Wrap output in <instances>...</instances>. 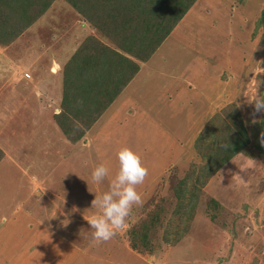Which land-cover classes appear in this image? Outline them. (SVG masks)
Here are the masks:
<instances>
[{
	"label": "rangeland",
	"instance_id": "rangeland-1",
	"mask_svg": "<svg viewBox=\"0 0 264 264\" xmlns=\"http://www.w3.org/2000/svg\"><path fill=\"white\" fill-rule=\"evenodd\" d=\"M112 1L116 0L102 3ZM65 2L52 5L38 24L10 44L0 43V56H6L0 59V77L13 67V58L22 64L31 51L40 55L41 43L51 49L60 47L62 54L70 51V58L74 55L92 24L78 19V10ZM263 6L264 0H197L150 58V66L120 93L81 141H72L61 133V127L47 124L34 126L38 134L23 147L18 144L22 136L15 142L9 139L22 168L30 177L44 180L61 198L56 200L58 208L48 199H27L20 194L32 180L21 181V173L17 174L13 181L21 182L5 187L12 191L11 204L0 208V264H37V249L43 251L38 264H69L73 256L78 264L106 263L102 256L110 258V264H264V144L260 142L264 113H256L253 123V107L246 102L257 94L264 98ZM8 47L10 51L5 49ZM24 66L17 64L15 74L26 73ZM196 74L201 82L205 80V89L186 86ZM218 76L227 82L235 78L238 83L226 86L214 81ZM59 80L55 105L59 99L61 105L64 91V79ZM232 87L230 96L236 106L226 107L222 100ZM125 101L131 104L122 107ZM117 107L122 108L114 112ZM137 111L152 117L133 116ZM21 113L18 109L13 114ZM234 115L244 121L250 141L212 176L205 177L207 157L202 152L212 137L208 128L200 126L214 117L209 126ZM190 131L193 147L180 151ZM198 136L205 140L198 141ZM202 143L207 148L199 151L197 146ZM122 147L136 152L148 169L143 184L137 187L143 204L133 208L124 231L97 244L84 216L95 214L91 202L95 193L108 190ZM101 163L110 169V177L95 184L91 172ZM109 163L113 165L109 167ZM183 180L192 193L185 192L180 203L177 193L182 191L177 188ZM193 194L198 195L196 201ZM19 207L20 214L8 211ZM55 236L57 240L52 238ZM55 253L58 260L52 262ZM60 258L64 262H58Z\"/></svg>",
	"mask_w": 264,
	"mask_h": 264
},
{
	"label": "trees",
	"instance_id": "trees-1",
	"mask_svg": "<svg viewBox=\"0 0 264 264\" xmlns=\"http://www.w3.org/2000/svg\"><path fill=\"white\" fill-rule=\"evenodd\" d=\"M54 1L0 0V43L8 45L17 39ZM67 1L101 35H88L63 70L62 111L55 114V120L69 139L78 141L134 79L141 62L149 60L178 27L197 0H116L108 4L102 0ZM261 17L264 20V6ZM230 106L236 103H228L226 107ZM214 122L215 117L202 128L210 130L212 140L208 148L204 143L197 146L199 151L207 148L202 152L207 157L205 177L212 176L250 141L244 121L238 115L209 126ZM198 137V141L205 140ZM177 189L182 191L177 193L180 203L185 200V192L192 193L184 180ZM193 196L196 201L198 195ZM192 201L191 197L189 203Z\"/></svg>",
	"mask_w": 264,
	"mask_h": 264
},
{
	"label": "crops",
	"instance_id": "crops-1",
	"mask_svg": "<svg viewBox=\"0 0 264 264\" xmlns=\"http://www.w3.org/2000/svg\"><path fill=\"white\" fill-rule=\"evenodd\" d=\"M65 1H66L65 3H69L67 0H65ZM61 2H62V0H55L52 5L57 4V3L62 4ZM260 4H261L260 6H262V3H260ZM52 5H51V7H52ZM190 11L191 10H189V12ZM76 16L78 17V19H80V18L85 19L84 16H82V14H80L79 12L76 13ZM42 17H40L39 20H41ZM185 17H187V16H185ZM38 21H37V24H38ZM82 26H83L82 28H84V25H82ZM27 31H25L24 33H26ZM86 31L90 32L89 35L92 34L95 36H99L97 30L93 26L88 27V29H86ZM41 46L43 49L40 50L42 52L40 55H38V52L31 51L30 56L29 57L26 56V60H25V62H22V64L20 63V59L16 58L17 60H14V58H13V61L10 62V63H15L13 65V67L8 70V72L4 75V77H0V208L3 206L8 208L12 202L11 201L12 191L6 189L5 187L8 186V184L19 183L22 180H25L26 178L32 180V185L28 186V189L22 191L23 193L20 195L24 194L27 199L36 198V199H38V201L48 199L52 204H55L57 208L59 206V204L56 203V200L61 198V197H58L59 192L53 191L52 189L47 187L44 180L39 181L35 177V175H32L30 177L28 170L22 168V163L18 160V157L15 156L10 149L11 148V140L15 142L18 140V138H20V136H22L23 140L21 143H18V144L21 145V147L28 144L33 139V137H35L34 134H38V130L36 128H34V126L40 128L39 125L47 124V125H54V126L57 125V126L61 127L57 123V121L55 120V114H59L62 111L61 105L59 104L60 99L58 100V103L55 105V103L57 102L55 100L57 97V96H55V92H57V94L59 96L58 91L61 89V82H60V80L58 81V79L60 77L61 80L63 81L64 75L61 72V70L65 66V64L70 60V55H71V54H69L70 49L67 47L68 48L67 50L69 52L66 54H62L60 47L59 48L55 47L56 49L55 48L51 49V45H48V44L42 45V43H41ZM5 49L7 51H10L11 47H8ZM57 50H58V52H57ZM74 52H75V50H74ZM34 53H35V55L33 56ZM3 55L4 54H2L0 56V59L3 57ZM4 58L6 59V56L3 57V59ZM31 58H32V60H31ZM36 59L38 60V62L34 61ZM149 60H147L145 62H141L140 71L136 74V76L134 77V79L131 82L135 81L139 77V75L143 72L145 66H150L151 62H148ZM25 63H27V66L23 65ZM17 64L24 66L26 73H24V71L21 70L20 73L15 74L14 68H16ZM34 64L37 66H34ZM56 65H60V70L57 69ZM36 67H38L39 69ZM63 70H64V68H63ZM195 71H196V69H195ZM196 73H197V71H196ZM219 73H220V70H219ZM201 79L202 78L196 74L195 76H193V78H191L190 82H188L186 86L192 90H195L198 88L199 89H205L203 87V81H205V80H203L201 82ZM214 81L215 82L217 81L218 83H223L226 86H227V83H234V84L238 83V80L235 78L231 79L230 82H227V81L222 80L219 76L217 77L216 80L214 79ZM129 84H128V86H129ZM181 85H183V84H181ZM173 87H172V85L169 87L170 91H171V89H173ZM206 88H208V87H206ZM214 88H215V85H214ZM233 88L234 87H232L231 90ZM233 90L229 92V90L227 89V92H228L227 94H229V96H227V94H226L225 97L226 96L227 97L222 100V101L225 100V102H226L225 105H227L228 103H231L232 96H230V95H231V93H233ZM206 101L208 102L209 99L207 100V98H206ZM130 104L131 103H127L125 101L124 103L121 104V106L122 107H128ZM208 104H209V102H208ZM122 107H117L116 111H114V112L119 111V109ZM212 107H214V106H212ZM18 109H19L20 113L23 111H26V113L14 115L13 113L18 112ZM109 109H111V107H109ZM109 109H107V110H109ZM153 111H152V113H153ZM213 113H214V111H213ZM104 114L105 113H103L102 116ZM141 114H143L142 111H139V112L137 111L136 113H133V116L139 117ZM146 116L152 117V115L148 114L147 112H145L141 117L145 118ZM153 119L154 118H152V120ZM154 121H155V119H154ZM156 123L157 122L153 123L154 126H157ZM157 124L159 125V123H157ZM200 127L203 128L204 126H200ZM26 128L32 129V130H27ZM24 129H26L25 132H23ZM62 131L63 130L61 128V133H62ZM88 132H90L89 129L86 131V133L88 134ZM92 132H94V131L92 130ZM161 132H163L162 129H161ZM192 133L193 132L190 131L187 133V136L184 137V144L182 146H180V149H181L180 151L186 150V148L191 149L193 147V144L191 146L192 142L190 140V135ZM165 136L168 137L167 135H165ZM171 137H173V136H171ZM171 137H169L170 144H171V141H170ZM9 139H11V140H9ZM50 140L53 141L54 139L51 137ZM185 140H186V143H185ZM79 141H81V139L78 141H75V142H79ZM82 141L85 142V140H82ZM23 142H25V144ZM87 143L89 145V142H87ZM38 148H40V147L38 146ZM41 164H44V161H41ZM108 165H109V167H111V165H113V164L109 163ZM19 172L22 175V179H21V181L19 180L17 182H14L13 179L18 178L17 174ZM11 181H12V183H11ZM25 181H27V180H25ZM15 186H16V184H15ZM1 191L3 192L4 195H1ZM8 211L13 212L16 215V214L21 213L22 208L19 207L18 209H9ZM28 214L30 215L29 212L25 213V216L29 217ZM16 217H18V215ZM34 223H36L37 225L41 224V222H38V221L37 222L34 221ZM52 238L54 240H57L56 236L52 237ZM53 244L55 245L56 243H53ZM70 252L71 253L69 255H71V256L74 255L72 253V251H70ZM58 253H60V252H58ZM117 254L119 255L118 252H117ZM57 256H59L57 253L52 254V257L50 258V260H52V262H56V260H58ZM42 257H43V251H39L37 249V256L34 259L39 263V261L42 260ZM102 257L103 258H101V259H104L106 263L101 262V264H110L109 263L110 258H104V256H102ZM73 258L74 259H71L69 264H78L76 258L74 256H73ZM48 260H49V257H48ZM118 260H119V258H118ZM62 261L64 262V260L62 258H60L58 262L62 263ZM54 264H56V263H54Z\"/></svg>",
	"mask_w": 264,
	"mask_h": 264
},
{
	"label": "clouds",
	"instance_id": "clouds-1",
	"mask_svg": "<svg viewBox=\"0 0 264 264\" xmlns=\"http://www.w3.org/2000/svg\"><path fill=\"white\" fill-rule=\"evenodd\" d=\"M246 102L253 107L252 122L255 123V114L264 113V98L257 94L252 99L247 98ZM260 142L264 144V132L260 135ZM117 159L118 170L111 177L110 169L103 163L95 166L91 172V180L95 184L110 177L108 190L99 195L95 193L91 202V208L96 209L95 214L84 216L93 229L92 237L97 244L108 242L124 231L133 208L143 204L137 187L143 184L148 169L140 156L128 147L118 151Z\"/></svg>",
	"mask_w": 264,
	"mask_h": 264
}]
</instances>
